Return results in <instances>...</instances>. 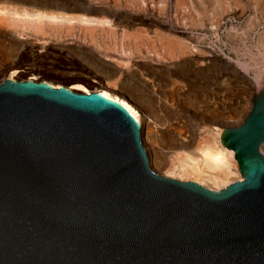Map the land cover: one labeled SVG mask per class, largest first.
I'll list each match as a JSON object with an SVG mask.
<instances>
[{
  "label": "water",
  "instance_id": "1",
  "mask_svg": "<svg viewBox=\"0 0 264 264\" xmlns=\"http://www.w3.org/2000/svg\"><path fill=\"white\" fill-rule=\"evenodd\" d=\"M31 78L0 82V264H264V93L215 192L151 171L118 102Z\"/></svg>",
  "mask_w": 264,
  "mask_h": 264
},
{
  "label": "rangeland",
  "instance_id": "2",
  "mask_svg": "<svg viewBox=\"0 0 264 264\" xmlns=\"http://www.w3.org/2000/svg\"><path fill=\"white\" fill-rule=\"evenodd\" d=\"M246 2L0 0V9L14 10L9 25L0 24V82L32 77L126 102L141 121L155 173L219 192L242 180L221 133L243 125L253 98L264 91V31L253 35L242 26L244 15L230 13ZM248 4L261 6L264 15V0ZM227 18L232 24L222 27ZM26 21L45 31L22 26ZM157 35L175 43L172 54ZM202 148L209 156L223 153L227 164L209 160V167Z\"/></svg>",
  "mask_w": 264,
  "mask_h": 264
},
{
  "label": "bare ground",
  "instance_id": "3",
  "mask_svg": "<svg viewBox=\"0 0 264 264\" xmlns=\"http://www.w3.org/2000/svg\"><path fill=\"white\" fill-rule=\"evenodd\" d=\"M13 8V7H12ZM16 9V8H15ZM15 12H19V11H15ZM14 14V10H12V9H10L9 7L8 8H1L0 9V24H2V23H4L5 25H9V22H10V17H11V15H13ZM19 14V13H18ZM23 15V14H22ZM24 15H28L27 13H24ZM23 15V16H24ZM36 15H38L40 18L42 17V15L43 14H36ZM30 17L32 18V17H34V15H30ZM37 17V16H36ZM38 17V18H39ZM52 17H54V16H52ZM60 18L62 17V16H59ZM59 17H58V19H59ZM65 18H67V17H65ZM54 19H55V17H54ZM54 19H52V21H54ZM57 19V18H56ZM62 19H63V17H62ZM67 19H69V18H67ZM80 19V18H79ZM78 19V20H79ZM15 21H17V20H15ZM92 21H94V20H86L85 18H84V20H80V22H83V23H87V22H91L90 24H92ZM23 22V21H22ZM26 22H28V23H26V24H22V26H25L26 27V25H28L29 27H27V28H30L31 26L34 28L33 29V31H35V32H37V33H41L42 34V32H44L45 30L42 28L43 26L42 25H40V24H38V23H33V21H26ZM55 22V21H54ZM63 22V21H62ZM96 22V21H95ZM41 23V22H40ZM13 24V23H12ZM89 24V25H90ZM16 25H18L17 23H16ZM20 25V24H19ZM83 25H85L86 26V24H83ZM88 25V26H89ZM21 26V25H20ZM19 26V27H20ZM70 26V25H69ZM69 26H67L66 25V27H69ZM94 26V25H93ZM24 27V28H25ZM52 27V26H51ZM59 27H62V26H59ZM80 27V26H79ZM90 27H91V25H90ZM86 28H87V26H86ZM94 28V27H93ZM61 29V28H60ZM66 29V28H65ZM68 29V28H67ZM70 29V28H69ZM44 30V31H43ZM25 31V30H24ZM90 35H92L93 33H94V31L90 28V29H87L86 30ZM101 31V30H100ZM99 31V32H100ZM34 32V33H35ZM111 32V31H110ZM126 33V32H125ZM125 33H124V35H125ZM157 33V32H156ZM63 34V33H62ZM108 34H109V32H108ZM135 34V33H134ZM140 34V33H139ZM89 35V36H90ZM95 35V34H94ZM126 35H127V33H126ZM132 35H133V33H132ZM132 35H130V37L132 36ZM135 35H137V39H140V37L138 38V34H137V32H136V34ZM93 36V35H92ZM91 36V37H92ZM123 36V35H122ZM128 36V35H127ZM134 36V35H133ZM132 36V37H133ZM158 36V35H157ZM90 37V38H91ZM159 37V36H158ZM162 37H164L165 38V36L163 35V36H161V37H159L160 38V40L161 41H164L165 42V45H167L168 46V49H169V52H170V54H172L171 52L172 51H170V50H172L171 48H173V44H175V43H172L171 41H169L170 39H164V38H162ZM135 38V39H136ZM158 40V39H157ZM172 40V39H171ZM132 41V40H131ZM95 42V41H94ZM160 42V41H159ZM142 44H143V42H142ZM141 44V45H142ZM177 44V46L179 47V49H180V43L179 42H177L176 43ZM95 46V45H94ZM166 46V47H167ZM183 46H184V44H183ZM141 47V46H140ZM176 48V47H175ZM153 49V48H152ZM174 49V48H173ZM183 49L185 50L186 49V47L184 48L183 47ZM168 52V53H169ZM189 54V53H188ZM183 55V54H182ZM238 64V63H237ZM242 67H244L243 65H241ZM245 69V68H244ZM258 80V79H257ZM256 83L258 84V81H256ZM264 85V84H263ZM84 89V88H83ZM84 91H86V90H84ZM102 97H104V98H106V99H108V100H111V101H115V102H118L119 104H121L124 108H125V110L130 114V116L134 119V121L139 125V127H140V140H141V143H142V146L144 147V144H143V140H142V127H141V121H140V119L138 118V116L136 115V112H134L133 110H132V108L126 103V102H124V101H121V100H119V99H117V98H113V97H111V96H109L108 94H106V93H104V92H98ZM264 93V91H262L259 95H257V96H255L254 98H253V100H252V106H251V109H252V107H253V103H254V101L256 100V99H258L262 94ZM250 109V110H251ZM225 129H228V128H224L223 129V131H222V133H221V137H220V142H221V144H222V135H223V133H224V130ZM219 136V135H218ZM179 138H180V136H179ZM208 141V140H207ZM213 144V143H212ZM204 146V145H203ZM214 146V145H213ZM222 146H223V144H222ZM205 147V146H204ZM224 147V146H223ZM264 147V143H261L260 144V146H259V152L261 153V155L262 156H264L263 154H262V152H261V149ZM209 148V147H208ZM207 148V150H209L210 151V149H208ZM224 148H226V147H224ZM200 149V148H199ZM226 149H228V148H226ZM144 150H145V153H146V156H147V161H148V166H149V168H150V170L151 171H153L152 170V167H151V165H150V161H149V157H148V153H147V151H146V149H145V147H144ZM201 150H203V148L201 149ZM229 150V149H228ZM204 151V152H203ZM202 152H203V154L202 155H206V156H209V154L207 155V153H205L206 151L205 150H203ZM211 154L212 155H210L209 156V158L207 159L208 161H206V163L205 164H207V162H208V165H209V167L212 165V164H210L211 162L212 163H215V164H220V165H226L227 164V162H226V160H225V155L223 154V153H218V154H215L214 155V152H211ZM228 155H229V157H234V159H235V151L234 150H232V149H230L229 151H228V153H227ZM186 158V157H185ZM187 159V158H186ZM209 160H210V163H209ZM235 161H236V163H237V165H238V170H239V164H238V161L235 159ZM179 162V161H178ZM203 164H204V162H202ZM204 164V165H205ZM186 166V165H185ZM229 166H231V165H229ZM229 166H226V168L227 167H229ZM179 167H181V165L179 164ZM187 167V166H186ZM195 167V166H194ZM213 167H215V166H213ZM188 168V167H187ZM205 168H206V166H205ZM212 168V167H211ZM216 168V167H215ZM183 169V168H182ZM213 169V168H212ZM219 169H220V167H219ZM180 170H181V168H180ZM184 170V169H183ZM169 171V170H168ZM154 172V171H153ZM155 173V172H154ZM186 173V172H185ZM239 173L241 174V172L239 171ZM157 174V173H156ZM181 174H182V171H181ZM180 174V175H181ZM159 175V174H158ZM187 175V174H186ZM162 176V175H161ZM164 177V176H163ZM241 177H242V180H240V181H237V182H241V181H243L244 180V178H243V176H242V174H241ZM167 178V177H166ZM171 179V178H170ZM183 182V181H182ZM194 183V182H193ZM197 184V183H196ZM233 184V183H232ZM231 185V184H230ZM229 186V185H228ZM227 186V187H228ZM202 187V186H201ZM226 187V188H227ZM204 188V187H203ZM225 188V189H226ZM206 189V188H205ZM209 190V189H208ZM212 191V190H211ZM216 192V191H215Z\"/></svg>",
  "mask_w": 264,
  "mask_h": 264
},
{
  "label": "crops",
  "instance_id": "4",
  "mask_svg": "<svg viewBox=\"0 0 264 264\" xmlns=\"http://www.w3.org/2000/svg\"><path fill=\"white\" fill-rule=\"evenodd\" d=\"M248 2H246L245 5L243 6H235L232 5L231 6V10L233 14H238V15H244L243 16V24L242 26H244L245 28H247V30L250 31V33L252 32L253 35L257 34L260 30H262V32L264 31V15L261 16L260 14L263 13L262 11V7L258 6L256 10H254L248 3L250 0H247ZM253 14H255L253 16Z\"/></svg>",
  "mask_w": 264,
  "mask_h": 264
},
{
  "label": "built area",
  "instance_id": "5",
  "mask_svg": "<svg viewBox=\"0 0 264 264\" xmlns=\"http://www.w3.org/2000/svg\"><path fill=\"white\" fill-rule=\"evenodd\" d=\"M232 20V18H227L221 26L226 27V25H231L233 22Z\"/></svg>",
  "mask_w": 264,
  "mask_h": 264
}]
</instances>
